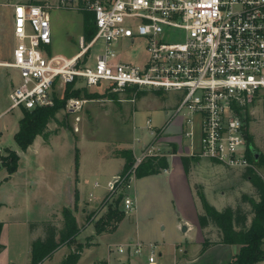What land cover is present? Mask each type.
<instances>
[{"label": "rangeland", "instance_id": "1", "mask_svg": "<svg viewBox=\"0 0 264 264\" xmlns=\"http://www.w3.org/2000/svg\"><path fill=\"white\" fill-rule=\"evenodd\" d=\"M8 2L13 0H0V39L4 47L13 45L9 38L10 23L6 10L11 6L7 4ZM46 2L57 3L58 0H30L27 3ZM49 12L52 53L67 57L74 55L80 50L79 39L84 34L85 13L65 7H54ZM102 45V41L97 42L94 49L89 52L90 62H93ZM115 48L120 53L112 61L113 65L123 60L142 66L148 57L147 43L144 40H137L134 43L128 39L122 40ZM2 63L4 65L0 64V203L8 202L11 205L5 207L0 204V220L8 221V226L3 227L2 238L7 246L5 252L3 251L4 258L10 257L17 263H24L25 249L32 237L29 226L35 229L30 223L36 224L48 219L51 211L48 210L49 207L55 208L68 203L67 205L75 211L80 230L88 227L79 236V240L90 244L88 257L84 256L78 264H149L147 260L151 252L146 245L151 243L156 245L157 264H183L188 257H194L199 253L196 248L203 247L204 239L218 249L216 251L212 249L193 264H228L232 260L231 252L237 247L222 243L223 231L215 223L199 229L198 214H204L205 210L198 193H203L206 200L218 210H223L229 205L234 208L242 206L248 213L247 223H250L253 216L252 208L248 202L242 201V195L246 193L258 199L257 191L243 175L246 168L228 167L203 157L197 149L192 150L187 141L180 145L170 139V135L164 131V126L168 127L170 122V114L166 111L170 112L176 104L174 92L162 90V94L157 95L154 90H148L142 98L132 101L133 90H124L112 96L106 83L87 88L89 92L96 94L95 98L82 96L89 101L81 108L61 109L57 119L48 125L47 130L52 133L47 139L39 135L26 152L19 153L15 150L20 155L17 169L19 173L15 181L24 176L28 180L26 185L23 184V180H20L22 181L20 187L14 181L3 183L8 179L6 175L17 172L10 173L7 164L13 163L14 160L13 154L9 151L13 148L19 150L14 136L19 128L23 110L16 108L3 113L11 105L9 93L13 85L19 82L20 77L19 71L7 65L9 62ZM78 86L82 87V83L80 82ZM65 87L58 86L54 92L55 96L61 98ZM133 115L135 120L132 119ZM249 116V132L253 136V144L264 154V92L250 105ZM148 119L152 123L150 127L147 124ZM177 121L180 128L181 120ZM179 128L174 135L182 140ZM156 129L159 132L154 137ZM154 138L158 145L157 152L168 156L170 163L168 169L135 180L134 183L119 182L113 188L109 187L110 179L114 182L116 180V176L113 179L114 175H117L122 167V160L116 158L120 152L131 147L134 141L136 151L133 149V154L136 162L143 154L145 145L151 143ZM197 141L196 138V145ZM77 152L82 162L83 178L82 183L78 184L80 189L78 201L75 188L78 172L75 166ZM184 155L191 157L190 172L187 176L180 160ZM254 167L264 178V168L257 165ZM69 172H72L71 176L68 175ZM63 179L65 195L56 194L57 191L52 192ZM135 193L136 207L129 211L124 209V199L133 198ZM120 196L122 199L117 204ZM110 210H118L121 215L109 219ZM61 216L62 210L52 217L59 226ZM185 219L190 224L185 223ZM96 223L106 228L100 234L96 232ZM183 226H187V229L183 230ZM90 233L92 235H89ZM136 240L145 244L142 245L141 255L128 249V244ZM73 243L77 242L74 240ZM119 246L126 247L124 253L118 251ZM61 256V252L57 253L47 264H62Z\"/></svg>", "mask_w": 264, "mask_h": 264}, {"label": "built area", "instance_id": "2", "mask_svg": "<svg viewBox=\"0 0 264 264\" xmlns=\"http://www.w3.org/2000/svg\"><path fill=\"white\" fill-rule=\"evenodd\" d=\"M13 7L17 43L7 65L19 70L21 80L9 93L8 110L53 106L56 88L71 83L86 88L106 83L109 92L118 94L133 90L132 101L135 91H170L176 95L170 119H181V136L192 150L231 168L252 166L245 118L264 92V0H58ZM54 7L93 13L96 34L90 41L81 36L80 50L72 57L48 50ZM126 39L147 43L144 65L112 64L120 53L115 45ZM100 41L90 62L89 52ZM88 101L73 97L66 108L77 110ZM155 141L145 145L134 168L146 157L167 155L157 152ZM134 168L128 183L135 178ZM122 180L116 176L109 187ZM135 207L134 197L124 199V209ZM142 245L136 240L128 249L141 255ZM146 247L148 263L156 264V245Z\"/></svg>", "mask_w": 264, "mask_h": 264}, {"label": "trees", "instance_id": "3", "mask_svg": "<svg viewBox=\"0 0 264 264\" xmlns=\"http://www.w3.org/2000/svg\"><path fill=\"white\" fill-rule=\"evenodd\" d=\"M84 37L86 41L92 40L95 36L97 27L94 22V16L92 12H84ZM94 24V27H93ZM75 83L67 84L64 90V94L61 98H55V104L53 106L39 107L33 110L23 109V115L19 122L18 131L15 133V141L21 152L27 151V149L33 144L37 136L41 135L45 139L52 133L48 131V125L52 120L57 119V115L61 109L66 107V104L70 98L73 97H87L95 98V93L89 92L86 87L75 88ZM147 91L140 90L135 91L136 98H142ZM157 95L162 94V90H154ZM110 94V92H109ZM116 96L117 94L111 93ZM246 126H247V157L252 166L246 168L244 177L247 178L257 191L258 199L252 195L244 193L242 195V201L248 202L252 208V219L250 223L248 221V213L244 208L238 205L236 208L227 206L223 210H218L214 205L210 204L203 193H198V196L202 200V206L205 210L204 214H198V227L204 229L210 223H215L223 231L222 243L229 245H240L239 252L234 256L229 264H256L264 260V178L256 172L255 165L264 168V154L261 153L258 159L250 148L253 144V136L249 132V108L246 110ZM157 130V129H156ZM159 132V131H157ZM78 149V148H77ZM13 154V163L7 164V169L10 173L17 171L19 167L20 155L15 150L9 151ZM119 155L125 159L124 167L122 171L117 175L123 178L122 183H126L129 180L130 173L135 164L134 154L132 149H123ZM180 160L184 166V172L186 175L190 172V156H181ZM80 158L77 152L75 158L76 169L79 168ZM169 167V159L167 155H157L146 157L134 168V176L137 179L159 174L162 170ZM122 196H120L116 203L118 204ZM79 200V193L77 192L76 201ZM112 218L115 215H121L118 210L109 212ZM63 226L58 228L55 224L47 222L43 224L44 237H39L33 241L32 244V261L31 264H42L47 258H50L53 253L61 247L63 244L71 245L75 237L80 233V226L77 224L75 211L70 207H64L62 210ZM122 218V217H120ZM3 222L0 221V236L3 229ZM37 225L32 224V228ZM95 229L98 234L102 233L106 228L95 224ZM203 247H201V253L205 252L212 244L205 239L202 241ZM89 244L78 242L75 248L62 260V264H77L81 253L84 248ZM4 248V245L0 242V252Z\"/></svg>", "mask_w": 264, "mask_h": 264}, {"label": "crops", "instance_id": "4", "mask_svg": "<svg viewBox=\"0 0 264 264\" xmlns=\"http://www.w3.org/2000/svg\"><path fill=\"white\" fill-rule=\"evenodd\" d=\"M34 1H42V0H34ZM20 2H22V3H27V2H30V0H13V2H8L7 4H9L10 6H11V8H9V9H7L6 10V12H7V14H8V16H9V32H10V36H9V38H10V40H11V42L13 43V45H11V47H4V46H2L1 45V39H0V64H3L2 62H12L13 61V57H14V49H15V46H16V43H17V40H16V38H15V34H14V7H13V5L14 4H17V3H20ZM84 31V30H83ZM83 36H84V34H83ZM48 50L50 51V52H52L51 51V48L50 47H48ZM79 52V51H78ZM77 52V53H78ZM77 53H75L74 55H76ZM56 54H59V53H56ZM61 55H63V54H61ZM74 55H72V56H74ZM65 56V55H64ZM72 56H70V57H72ZM67 57V56H66ZM12 69H15L17 72L19 71V70H17L16 68H13V67H11ZM19 77H20V72H19ZM20 80H21V77H20V79H19V82H20ZM18 82V83H19ZM17 83V84H18ZM17 84H15V85H13V87H12V89L17 85ZM78 84L79 83H75V88H80V86H78ZM83 87V86H82ZM11 89V90H12ZM65 90V89H64ZM64 90H63V93H64ZM11 92V91H10ZM7 110H8V108H7ZM7 110H5V111H3V113H5V112H7ZM2 113V114H3ZM166 113L167 114H170V112L169 111H166ZM132 119L133 120H135V116L133 115L132 116ZM177 119H179V118H174L173 120H171L170 119V117H169V125H168V127H166V126H164L165 128H164V131H165V133L166 134H169L170 135V139L172 140V141H174V142H176V143H179L180 145H183L184 144V142L183 141H185V143H186V141L187 142H190V141H188L189 139H186V138H183L182 140H179V137H177L176 135H174V133L177 131V129L179 128V123H178V121H177ZM149 120V119H148ZM147 120V121H148ZM179 120H181V119H179ZM135 124V123H134ZM152 124V123H151ZM158 129V128H157ZM180 129V128H179ZM18 131V130H17ZM16 131V132H17ZM156 131H158V130H156ZM179 131V130H178ZM15 132V133H16ZM176 134V133H175ZM180 135V134H179ZM182 138V137H181ZM182 141V142H181ZM132 146L131 147H128V148H125V149H134V151H136L135 150V148H134V146H136V144H134V141H132V144H131ZM144 146V145H143ZM142 147V146H141ZM13 150H17L19 153H21V151H20V149L18 150L17 148H13ZM28 150V149H27ZM26 152V151H25ZM22 153H24V152H22ZM171 153V152H170ZM116 158H118V159H121L122 160V163H121V170L117 173V175L122 171V169H123V167H124V163H125V159L123 158V157H120L119 155L116 157ZM169 165H170V163H169ZM168 169V168H167ZM166 169V170H167ZM18 173H19V171H17L16 173H13V174H11V175H6L5 177L6 178H8L7 180H5L3 183H8V182H15L16 184H18L17 186H21V183H22V181H20V180H23L24 181V185H26V183L28 182V180H27V178L26 177H21L20 179H19V181L17 180V181H15V179L16 178H18ZM71 173V174H70ZM25 175V174H24ZM68 175L69 176H71L72 175V172H69L68 173ZM116 174L114 175V177H113V179L115 178V176H117ZM154 175H156V174H154ZM149 176H153V175H149ZM187 176V175H186ZM146 177H148V176H146ZM76 178V177H75ZM144 178V177H143ZM77 180H76V182H77V187H75L76 189H77V192H79V195H80V189L78 188V184L80 185L81 183H82V181H83V178H82V162L80 161V164H79V168H78V172H77V178H76ZM140 179H142V178H140ZM111 181H112V179H110ZM135 180H139V179H137V178H133V180H132V182L134 183V181ZM64 179L63 180H61V182H59L60 184H58V185H56L55 186V190H53L52 192H55V191H57V193L56 194H59V193H64V195H65V192H66V190L63 188V183H64ZM110 181V182H111ZM18 182H20V183H18ZM109 182V183H110ZM3 183H1V184H3ZM74 184H75V179H74ZM63 189V190H61V188ZM21 189V188H20ZM49 190H51V189H49ZM134 196V198H135V200H136V205H137V198H136V193L133 195ZM1 204V206H5V207H11V205H10V203H8V202H1L0 203ZM68 204V203H67ZM67 204H65V203H63L61 206H57V207H55V208H52V207H49L48 208V210H51L50 212H49V214H48V216H47V218L48 219H46V220H42V221H40V222H37L36 224H37V226L35 227V229H31V227L29 226V230H30V234L32 235V237H30V243H29V245L28 246H26V249H25V260H24V263H17V262H15V261H13V259L12 258H10V257H6V258H4L3 257V254H4V252H5V249L7 248V246L5 245V243L3 242V229H2V233H1V236H0V242L4 245V248L2 249V251L0 252V264H31V261H32V244H33V241L34 240H36L37 238H39V237H44V229H43V224L44 223H47V222H51V223H53V224H55L58 228H61L62 226H63V216H61V219H62V221H61V225L59 226L57 223H55V221L53 220V216H54V214H56V213H60V211L61 210H63V208L64 207H69ZM74 206L75 207H77L75 204H74ZM47 207H48V205H47ZM198 211V210H197ZM197 214H198V212H196ZM0 221H2V220H0ZM3 223H4V225H3V227H5V226H8V221H2ZM31 221H29V223H30ZM185 223H187V224H190V222L188 221V220H186L185 219V221H184ZM198 222V221H197ZM30 225H32L31 223H30ZM198 225V224H197ZM88 228V227H87ZM87 228H85L83 231H81L76 237H75V242H81V243H84L82 240H79V236H80V234L82 233V232H84ZM96 233V232H95ZM94 234V233H93ZM89 235H92V233H90ZM88 236V235H87ZM76 243V244H77ZM76 244H74V243H72L71 245H68V244H63L61 247H59L54 253H53V255L50 257V258H47L42 264H47V263H49L52 259H54L55 258V256H56V254L57 253H59V252H61L62 253V256H61V258L60 259H64L69 253H70V251H71V249L73 250L74 248H75V246H76ZM75 245V246H74ZM224 245V244H223ZM226 246H229V244L227 245V244H225ZM89 246H90V244H89ZM86 247V248H84V250H83V252L81 253V257H80V259H79V261H81L82 259H83V257L85 256V257H88V252H89V249H90V247ZM230 246H233V244L232 245H230ZM234 246H236L237 247V249L234 251V252H231L232 253V259L234 258V256L239 252V249H240V245H237V244H234ZM212 249H214L215 251H216V249H218L216 246H211L210 248H208L205 252H203V253H201V246H198L197 248H196V250L197 251H199V253H197L194 257H188V256H186V257H188L187 258V261H186V263L185 262H183V264H193V263H197L198 261H200V259H201V257H203L206 253H208L209 251H211ZM4 251V252H3ZM27 252V253H26ZM17 260L19 261V262H21L20 261V259L19 258H17ZM78 261V262H79ZM129 263H130V261H129ZM230 263V262H229ZM228 263V264H229ZM262 263H264V260L263 261H260V262H258V263H256V264H262ZM78 264V263H77ZM111 264V263H110ZM156 264H157V261H156Z\"/></svg>", "mask_w": 264, "mask_h": 264}, {"label": "water", "instance_id": "5", "mask_svg": "<svg viewBox=\"0 0 264 264\" xmlns=\"http://www.w3.org/2000/svg\"><path fill=\"white\" fill-rule=\"evenodd\" d=\"M250 148H251V150H252V152H253V154L255 156V159H258L260 154H261V152L259 150H257V148L255 146H253V145H251ZM186 229H187V226H183V230H186Z\"/></svg>", "mask_w": 264, "mask_h": 264}, {"label": "bare ground", "instance_id": "6", "mask_svg": "<svg viewBox=\"0 0 264 264\" xmlns=\"http://www.w3.org/2000/svg\"><path fill=\"white\" fill-rule=\"evenodd\" d=\"M4 65V64H3Z\"/></svg>", "mask_w": 264, "mask_h": 264}]
</instances>
